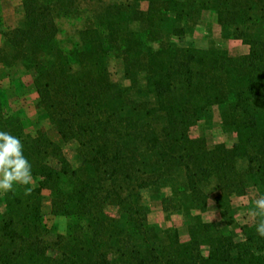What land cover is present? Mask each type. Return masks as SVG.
I'll return each mask as SVG.
<instances>
[{"label": "trees", "instance_id": "16d2710c", "mask_svg": "<svg viewBox=\"0 0 264 264\" xmlns=\"http://www.w3.org/2000/svg\"><path fill=\"white\" fill-rule=\"evenodd\" d=\"M84 2L21 0L16 27L0 11V64L32 78L36 107L61 139L29 131L0 78V131L21 140L32 167L29 185L0 196V264H264L256 225L242 226L241 240L232 229L233 198L264 192V0L99 3L66 50L58 20L79 17ZM205 13L248 54L173 41ZM115 56L128 86L112 80ZM214 107L233 144L192 136ZM212 189L219 223L204 218ZM164 190L162 210L186 220L187 239L149 221L146 195ZM47 196L52 217L66 221L55 236Z\"/></svg>", "mask_w": 264, "mask_h": 264}, {"label": "rangeland", "instance_id": "374dc122", "mask_svg": "<svg viewBox=\"0 0 264 264\" xmlns=\"http://www.w3.org/2000/svg\"><path fill=\"white\" fill-rule=\"evenodd\" d=\"M112 0H85L81 14L74 17L60 18V34L59 40L61 45L66 50L72 49V47L78 43L79 32L88 25V21L91 17V11L99 3L105 4ZM143 9H147V3L142 4ZM0 11L6 27H16L23 19L21 11V0H0ZM173 41L181 46H190L203 49L211 48H225L232 56H241L248 54L249 46L245 45L240 40H224L221 35V28L216 24V19L212 14H205L199 24L196 26L193 34L177 38L174 37ZM1 45V35H0ZM111 73L114 83L122 86H128L129 81L125 79L124 67L122 59L119 56H115L111 60ZM0 78L2 81V87L6 91L9 98V108L14 112H20L29 121V131H35L36 129L43 128L52 139L60 141V137L57 135L54 128L45 119L44 114L36 107L37 94L34 92L32 85V78L30 76H24L21 70H10L4 65L0 64ZM21 80L22 82H19ZM193 137H205L210 145H216L218 143L233 144L236 141V135L230 130L223 128L220 117V108L214 107L211 116L203 119L196 127L191 131ZM65 152L68 158L73 164H76L75 160V145L69 144L65 146ZM24 185H14L16 190L18 187ZM169 194V190L163 192H152L146 195V205L150 212L149 221L151 224L158 226L161 229L177 228L183 239L188 238V228L186 220L179 214L172 216H166L162 210V204L160 198L162 195ZM3 193H0V196ZM264 195L262 191H252L250 197L240 198L234 197L232 204L234 207V214L236 219V225L233 226V232L236 235L237 240L243 239L241 227L245 225H257L259 217H253L250 213L254 210V201L259 196ZM217 192L213 189L210 190V201L208 212L204 218L206 221L220 222V210L215 203V197ZM115 212L114 210H111ZM43 215L48 226L52 230V235L56 233V227H59L60 232H65L66 221L63 219H55L51 215V197H45L43 201ZM57 227V229H58Z\"/></svg>", "mask_w": 264, "mask_h": 264}, {"label": "clouds", "instance_id": "9594fccd", "mask_svg": "<svg viewBox=\"0 0 264 264\" xmlns=\"http://www.w3.org/2000/svg\"><path fill=\"white\" fill-rule=\"evenodd\" d=\"M32 182V167L24 156L23 144L19 138L6 131H0V193L13 191L14 185H29ZM259 217L256 232L264 237V195L254 201L250 213Z\"/></svg>", "mask_w": 264, "mask_h": 264}, {"label": "crops", "instance_id": "0c3cea01", "mask_svg": "<svg viewBox=\"0 0 264 264\" xmlns=\"http://www.w3.org/2000/svg\"><path fill=\"white\" fill-rule=\"evenodd\" d=\"M205 14H207V13H205ZM205 14L203 15V16H205ZM208 14H212V13H208ZM213 15V14H212ZM214 17H215V15H213ZM215 19H216V17H215ZM216 24H218L217 23V20H216ZM219 26V25H218ZM220 27V26H219ZM210 207L212 206L211 204L209 205Z\"/></svg>", "mask_w": 264, "mask_h": 264}]
</instances>
